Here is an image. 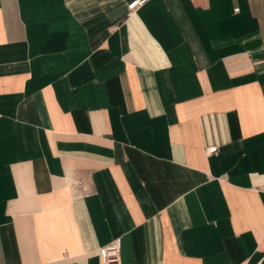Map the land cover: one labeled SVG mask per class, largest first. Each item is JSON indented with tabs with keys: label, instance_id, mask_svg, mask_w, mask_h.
I'll use <instances>...</instances> for the list:
<instances>
[{
	"label": "crops",
	"instance_id": "1",
	"mask_svg": "<svg viewBox=\"0 0 264 264\" xmlns=\"http://www.w3.org/2000/svg\"><path fill=\"white\" fill-rule=\"evenodd\" d=\"M128 1L0 0V264H264V0Z\"/></svg>",
	"mask_w": 264,
	"mask_h": 264
},
{
	"label": "built area",
	"instance_id": "2",
	"mask_svg": "<svg viewBox=\"0 0 264 264\" xmlns=\"http://www.w3.org/2000/svg\"><path fill=\"white\" fill-rule=\"evenodd\" d=\"M149 0H130L127 2L126 7L128 14H132L144 6ZM235 11L238 8L234 9ZM217 150V146H209L206 148L207 154H212ZM98 257L102 264H118L120 262V242L115 239L108 244L98 248Z\"/></svg>",
	"mask_w": 264,
	"mask_h": 264
}]
</instances>
